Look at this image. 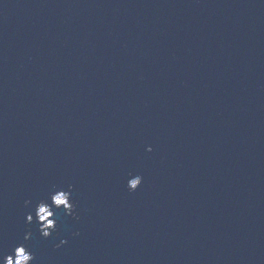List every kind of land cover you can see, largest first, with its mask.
Returning a JSON list of instances; mask_svg holds the SVG:
<instances>
[{
  "label": "water",
  "instance_id": "obj_1",
  "mask_svg": "<svg viewBox=\"0 0 264 264\" xmlns=\"http://www.w3.org/2000/svg\"><path fill=\"white\" fill-rule=\"evenodd\" d=\"M29 227L34 264H264V0H0V253Z\"/></svg>",
  "mask_w": 264,
  "mask_h": 264
},
{
  "label": "clouds",
  "instance_id": "obj_2",
  "mask_svg": "<svg viewBox=\"0 0 264 264\" xmlns=\"http://www.w3.org/2000/svg\"><path fill=\"white\" fill-rule=\"evenodd\" d=\"M148 152H151V147L146 149ZM142 178V177H141ZM142 183V179H141ZM138 184L135 189H129L127 187V191L131 194L134 193L138 187L141 185ZM71 187V186H70ZM53 191H55V186H53ZM49 203V199H41L36 205L34 209V215L32 212H29L24 220V223L27 226L33 225V223H39L44 224L43 228H39V234L40 237L47 241L49 239H59L60 232H59V224L57 221L53 220V211L49 210L47 207H45L46 204ZM32 202L30 200H26L24 202L25 208H31ZM54 206L57 211H60L65 208V201L63 197H58L54 201ZM39 217V220H36V217ZM68 216H70L73 220H78L79 215L77 212V205L73 201V207L68 210ZM47 221L45 224L44 222ZM80 236L79 232H73L72 238H78ZM32 237V231L29 228H27V234L24 235L23 240L24 243L18 244L15 246L14 251L11 252V254H8L7 256L0 257V264H34L36 261V255L34 252H32L29 248V241ZM68 244L67 239H59V243L55 244L53 246V250H59L60 248L66 246Z\"/></svg>",
  "mask_w": 264,
  "mask_h": 264
},
{
  "label": "rangeland",
  "instance_id": "obj_3",
  "mask_svg": "<svg viewBox=\"0 0 264 264\" xmlns=\"http://www.w3.org/2000/svg\"><path fill=\"white\" fill-rule=\"evenodd\" d=\"M132 184H135L134 183V181L132 182ZM54 197V201H55V199L56 198H58V197H63V199H64V201H65V207L66 208H68L67 210H69V209H71V208H69L70 207V202H68V199H67V194H65V193H59V194H56L55 196H53ZM68 202V203H67ZM45 207H47L48 208V206L47 205H45ZM49 209V208H48ZM38 217V216H37ZM38 219H39V217H38ZM45 224L47 223V221L46 222H44ZM44 227V224H42L41 225V228H43Z\"/></svg>",
  "mask_w": 264,
  "mask_h": 264
},
{
  "label": "snow or ice",
  "instance_id": "obj_4",
  "mask_svg": "<svg viewBox=\"0 0 264 264\" xmlns=\"http://www.w3.org/2000/svg\"><path fill=\"white\" fill-rule=\"evenodd\" d=\"M8 254L0 253V257L7 256Z\"/></svg>",
  "mask_w": 264,
  "mask_h": 264
}]
</instances>
